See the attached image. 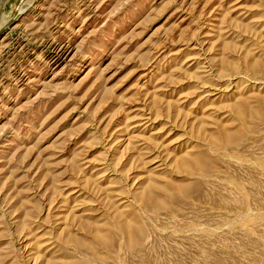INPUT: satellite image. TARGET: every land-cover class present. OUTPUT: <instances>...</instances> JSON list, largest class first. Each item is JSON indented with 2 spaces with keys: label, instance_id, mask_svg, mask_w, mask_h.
Returning <instances> with one entry per match:
<instances>
[{
  "label": "rangeland",
  "instance_id": "1",
  "mask_svg": "<svg viewBox=\"0 0 264 264\" xmlns=\"http://www.w3.org/2000/svg\"><path fill=\"white\" fill-rule=\"evenodd\" d=\"M0 4V264H264V0Z\"/></svg>",
  "mask_w": 264,
  "mask_h": 264
},
{
  "label": "bare ground",
  "instance_id": "2",
  "mask_svg": "<svg viewBox=\"0 0 264 264\" xmlns=\"http://www.w3.org/2000/svg\"><path fill=\"white\" fill-rule=\"evenodd\" d=\"M31 3H32V2H31ZM2 6H4V5L0 4V11L2 10ZM23 13H24V12H23ZM23 13H22V14H23ZM22 14L20 13V15H19V14L17 13L16 18L20 17ZM8 23H9V21H7V20L5 19L4 14L0 12V33L2 32V30H4V29L6 28V26L8 25ZM126 231H127V230H126Z\"/></svg>",
  "mask_w": 264,
  "mask_h": 264
},
{
  "label": "water",
  "instance_id": "3",
  "mask_svg": "<svg viewBox=\"0 0 264 264\" xmlns=\"http://www.w3.org/2000/svg\"><path fill=\"white\" fill-rule=\"evenodd\" d=\"M15 19H17L16 16L12 20H10L9 23L13 22Z\"/></svg>",
  "mask_w": 264,
  "mask_h": 264
}]
</instances>
